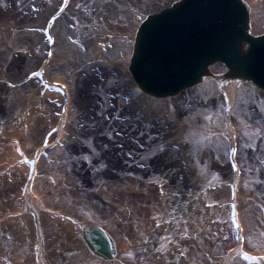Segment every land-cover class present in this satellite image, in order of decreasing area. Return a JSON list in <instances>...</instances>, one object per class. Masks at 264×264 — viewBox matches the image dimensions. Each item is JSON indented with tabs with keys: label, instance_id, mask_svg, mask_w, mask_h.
<instances>
[{
	"label": "bare ground",
	"instance_id": "bare-ground-1",
	"mask_svg": "<svg viewBox=\"0 0 264 264\" xmlns=\"http://www.w3.org/2000/svg\"><path fill=\"white\" fill-rule=\"evenodd\" d=\"M178 1L153 0L154 4L147 3L148 8L151 5L154 7L152 6L151 10L149 8L144 19L139 20L137 28L131 29L133 44L137 43L144 21L150 15L160 13L168 9L167 7L173 4L171 2ZM244 1L250 12L247 23L248 33L253 37H262L264 35V0ZM72 2L73 0H70V6ZM68 9L63 11L64 13L52 27V34L55 35L56 41L50 44L51 46L46 43L51 55L44 54L36 67L29 68L25 74L17 75V80L12 78L13 76L16 78V73L9 74L14 72L12 68H9L15 64L14 61L10 65L4 61L5 66H2L6 81L9 83L15 81L10 85L0 84V94L3 93L2 96L11 100L10 107L0 100V128L3 129L0 130V149H4L0 154V167L8 176L7 180L5 179L1 184L19 183L17 189L19 199L15 201L13 207H7L5 202L0 203V264H127L129 257L126 258L124 252L138 249H140L139 258L133 260H136V264H144L142 261L146 258L145 255L151 252V245L158 247L161 245L163 249L166 248L167 242L164 245L163 243L171 225H167L163 217L177 206L176 204H179L180 198L177 194L188 190L189 195L186 199H192L199 195L201 187V183H192V180H201L206 186L210 184V179L205 180L199 175L191 178L188 174L183 177L182 173L189 171L180 165L182 157L181 154L177 155L179 151L171 143L169 145L173 135L177 134L178 136L174 137L175 142L184 140L180 152L186 150L193 155V151L189 148L191 146L184 136L189 123L192 124L190 120L194 121V118H191L193 110L199 107L195 99L196 93L193 92L200 93L203 89L217 87L222 95L216 97V100L219 102V98L224 99L234 111L235 103H241L237 101L238 97L246 91L250 93L249 100L252 99V103H258V106L264 109V106L259 104L263 101L259 100L264 99V83L261 84L244 75L229 73L228 62L215 58L206 63V70L197 77V84L192 87L193 91L184 90L172 98L171 95L157 97L154 91L143 89L139 85L133 66L127 64L130 63L128 61L132 59V55L134 58L133 47L128 57L121 53L124 58L116 59V66L123 64L126 67L127 64L128 68H122L124 71L122 69L120 71V68L112 69V66L108 68L98 65H91L88 68L80 67L76 64H83L85 58L83 54H79L78 57L66 56L69 60L65 63L68 65L67 73L64 70L50 72L49 65L58 56L59 36L56 37L53 31L67 14ZM121 12H127L126 17L132 18L128 9ZM126 17L118 16L120 24L121 22L124 24ZM121 31L130 33L128 28H121ZM117 34H124V32L118 31ZM248 46L247 41H243L241 52L246 51ZM2 52L6 54L5 49ZM0 55L3 54L0 53ZM39 68L40 73L37 78L31 72ZM9 69L10 71L7 72ZM73 71L76 73L74 79L68 75V73L74 74ZM73 80L74 84L70 83ZM31 83L34 85L33 89L27 93L16 91L22 88L27 89ZM54 83H59L60 86L66 85L65 92L53 89ZM206 105H209L208 101ZM73 107H75L74 110ZM244 108L248 116L254 113L252 107ZM174 110L176 112H173ZM84 111L87 112L84 113ZM146 111L147 115L144 114ZM73 112L81 114L80 117L78 116L79 119L72 117ZM154 113L159 114L158 117L154 116ZM243 113L246 114L245 111ZM147 116H151L149 122L145 120ZM184 116L190 120L181 127V119H184ZM231 121V117H228L225 127L231 137H236L238 130ZM73 122L78 126L75 130L72 128ZM251 123L257 131L264 128V123L259 125L258 120H253ZM132 129L134 131L130 132ZM137 131L141 133V139L131 136ZM159 133L163 137L159 138ZM47 138L49 141L44 144ZM163 138L167 141L164 142ZM84 140L88 141L87 149L81 146ZM153 144H159L162 150L166 148L173 154L168 153V155L161 151L159 156L155 154L154 158L157 161L155 163L154 158L151 157ZM62 147L70 158L81 159L82 155H85L86 164L72 163L70 174L55 172V151ZM241 147L242 142L239 143L238 155L234 158L240 166ZM259 147L255 152L249 151L247 158L243 161L248 163V158L255 161L254 178L259 176L264 178V143L261 142ZM84 150L87 151L83 152ZM26 158H30V162H27ZM207 160L204 156L203 164H206ZM44 165L48 167L44 168ZM207 166L209 170L210 167L212 168V172L215 169L219 171H215L219 174V181H216L219 189L217 187L216 190H207L206 193L200 194L194 200V206L199 209L203 207L201 212L205 214L204 205L208 204L210 206L208 215L199 216L191 229H183V234L187 237L182 238L181 241L173 239L172 242L176 249L183 250L184 259L194 264H202L205 262L203 258L206 257L212 261V264H228L235 258L233 255L244 251V248L241 247V242L238 243L234 239L235 233L232 232L230 223L226 225L218 222L220 215L226 208L230 216V201H233L234 205L235 203L237 205L235 210L238 222L241 221L243 226L244 221L248 231L251 224L261 225L259 219L255 217V211L264 209V196L258 187L253 185L250 189L244 183L246 170L243 176L240 171L233 173L232 167L229 165L227 167L225 161L215 165L219 169L212 166L210 162ZM174 168L177 172L172 174L169 180L165 170ZM226 168H229L228 173ZM224 178L228 179V184L230 181L235 182L234 185L232 184L236 190L233 200L230 196V186L222 185ZM153 181L156 183L153 184L154 186L151 185ZM154 187H156V194ZM75 191L90 202L89 207L96 211L95 218H92L93 214H88L89 209L86 207L88 213L85 209L78 207V203H69L68 200L73 201L71 198L75 197L73 194ZM166 197L174 199L172 202L174 205L171 206L170 202L164 201ZM59 200L67 207L60 205ZM189 206L192 205L189 204ZM189 206L186 208V214L180 215L177 212L180 215L178 219H184V224L185 222L188 224V218L192 217V214L187 213ZM101 214L106 216L100 218ZM214 223L217 224L219 233L225 238L218 237L214 241L208 240L203 246L198 245L197 236L200 229L205 224L215 228ZM32 225L36 226L35 231L32 230ZM172 230L174 231L173 227ZM240 230V236H242L245 230L242 228ZM176 231L179 233L180 229ZM9 232L12 234L11 242H2V236H6ZM187 238L193 242V248H186ZM219 245L222 248L220 254V250L216 249ZM185 248L186 251H184ZM226 248L229 249L226 250ZM255 252L261 253L264 249ZM170 253L175 254L174 250ZM260 259L264 261L263 257ZM230 264L247 263L243 259L239 261L235 258Z\"/></svg>",
	"mask_w": 264,
	"mask_h": 264
},
{
	"label": "rangeland",
	"instance_id": "rangeland-1",
	"mask_svg": "<svg viewBox=\"0 0 264 264\" xmlns=\"http://www.w3.org/2000/svg\"><path fill=\"white\" fill-rule=\"evenodd\" d=\"M3 1L5 2L4 5H2V2L0 0V53L3 54L0 55V73H1L0 84L8 83L10 85L15 80L9 83L4 78L5 76L3 72L4 67H2L5 66L4 61L9 63V65L11 62L13 61L15 62L13 66L9 67L12 68V71L14 72L10 73L9 72L10 69L7 72H9V74L16 73V78H14V76L11 75L13 76L12 78L16 80L18 78L17 75L20 76L22 74H25L29 68L31 67L33 68L37 66L38 61H40L44 56L45 49L47 46L46 42L43 40V34L42 31L40 30V27L43 26V24L46 21V18L57 7L60 0H3ZM149 1L148 0H73L71 6L67 11V14L64 15V17L60 20L59 25L56 26L55 29L57 36H59L58 37L59 42L57 43L58 56L56 60L51 62V64L49 65L51 69L50 72L64 70L67 73L68 65H66L65 63H68L69 60L66 58V56L73 55L75 57L79 54H83L85 58L83 64H76L79 65L80 67L85 66L86 68H88L91 65H98L103 68H108L109 66H112V69L118 68L116 66V59L124 58L123 54L121 55V53H124L125 56H127L131 52L133 46V33L131 29H133V27L137 28L139 20L143 18L144 15H146L149 8L150 10L152 9L151 7L153 5H151V7L148 8L149 5L147 3H151V2L153 3V0H149ZM161 1L166 2L167 0H161ZM126 9H128V11L132 14V18L131 16L126 17V15L128 14L127 12H125ZM121 10H123L125 13L121 12ZM118 16L119 18L120 16H124L127 18V19L125 18L124 24H122V22L120 24V21L118 20L119 19ZM121 28L123 29L128 28L130 33L121 31ZM118 31L124 32V34L118 35L117 34ZM3 49L6 50V54L2 52ZM121 61H125V60H121ZM6 69H8V67H6ZM73 73L74 74L68 73V75L72 77V79H74L76 75L75 71H73ZM70 83L74 84V80L73 82L71 81ZM33 86H34L33 83H31L27 89L22 88L16 91L27 93L29 90L33 89ZM188 91L189 92L193 91V88H189ZM193 93H196V98L195 97L194 98L197 100V104H199V107L197 109H194L192 112L191 118L193 117L194 121H192V119L191 120L186 119L184 116V119L183 118L181 119L180 126L183 127L184 125L187 124V122H189V120L192 122V124L189 123V126L187 127V131L186 133H184V136H186V140H188L191 146L189 148L193 151L192 158L197 163L198 169L193 170V172L191 171L190 177L192 178L194 175L195 176L199 175L200 177H204L205 180L210 179V184L208 186H206L205 183L203 184V181L201 180L193 181L191 179L192 183L195 182L197 184L201 183L200 192H199L200 195L206 193L207 190H212V189L216 190L217 187H218L217 189H219L218 186L219 184L218 182H216L219 181L218 180L219 174L215 172L218 170L215 169V171L212 172L211 171L212 168L210 167L209 170L207 164L210 162L212 166H215L216 164L225 161L228 167L229 162H228L227 150H228L229 131L227 127H225L227 121V117L225 116L226 102L222 98H219V102L218 100H216V97L218 98V96L222 95L221 90L218 89L217 87L214 89L206 88L201 90L200 93L198 91H194ZM193 93L192 94L190 93V95H193ZM1 94L3 95V93ZM1 94H0V100H2L5 103V105L7 104L9 106L11 100L9 98L2 96ZM248 94L250 93H246L245 91L243 92V94H241L240 97H238L237 101H240L241 103L239 102L235 103L236 106L234 108L231 117L232 119L231 123H233L236 126L238 130L237 137L240 140V142H242L241 152L239 153V159L242 168L246 170L244 183L247 186H249L250 189L253 185L256 188L258 187V189L261 190L260 193L264 196V178H262V176H259L258 178H254L253 170H254L255 161H253L252 159L250 160L248 158V163L247 161L245 162L246 164L243 162L245 161V158H247V154L249 151L255 152V150L259 147V144L261 145V142L262 144L264 143L263 142L264 128L257 131L256 129L253 128V124L251 123L253 122V120H258L259 125H262L264 123V117H263L264 112H262V110L264 109H262L263 107H259L258 103L257 104L254 102L252 103V99L249 100ZM208 99H210L211 101H209ZM261 100L263 101L262 103L260 102L259 104L264 106V99H260L259 101ZM207 101L209 102V105H206ZM245 106L249 108L252 107L254 113L252 114L250 113V115L248 116L246 113V108H244ZM74 109L75 107H73V110ZM243 111H245L246 114H244ZM85 112L87 111H84V113ZM80 115L75 114V112L72 113V117L74 119L75 117L79 119ZM150 117L151 116H147L146 121H149ZM194 122L196 123L194 124ZM135 123H137V120H135ZM72 128L74 130L75 128H78L75 122H73ZM0 130L2 131L3 129L0 128ZM177 130H179L178 127ZM133 131L134 129L130 130V132ZM179 133L182 134L181 131ZM167 134H169V132H167ZM131 136L135 139L142 138L141 133L138 131L132 133ZM159 136H160L159 138L163 137L160 133ZM177 136H178L177 134L173 135V137L171 138V142H169V145L172 144L175 146L177 151H179L177 152V155L179 156L180 148L178 149L176 147L177 145L175 144L176 142L174 140L175 139L174 137ZM87 140H84V143L81 145L82 148L87 149V145H86L88 142ZM163 140L164 142L167 141L164 138ZM182 142H184V140H182ZM3 150H4L3 148L0 149V154L3 153ZM85 151L87 150H84L83 152ZM161 151H164L165 154L168 153L173 154L172 151H169L166 148L165 150H162L159 144H153L151 157L154 158L155 154L156 155L158 154L159 156ZM204 156L208 159L206 164H203ZM85 159H86L85 155H82L81 159H79V157L78 159L70 158V156L67 155V151H64L62 147L61 149L55 151V162L53 161L54 168L56 169L55 172H61V173L63 172L66 174L67 172H69L70 174L72 170L71 166L74 163L85 165L86 164ZM156 162L157 161H155V163ZM180 165L184 167L182 163ZM47 167H48L47 165H44V168ZM215 167L219 169L218 166ZM226 170H227L226 172L228 173L229 168H226ZM163 171L164 169L161 170V173ZM176 172L177 170L175 168L167 169L165 170L166 173L165 175H167L170 180L172 174H175ZM5 174L6 173H4V169L0 167V185H2L1 183H3L4 180L5 179L7 180L8 178V176ZM161 175L165 176L164 174ZM182 175L183 177H185L188 176V173H182ZM223 183L222 185L225 187L228 183V179L224 178ZM18 184L19 183L17 182L16 183L9 182V185H5V184L2 185V188H0V203L5 202L7 207H13L15 201L19 199L18 191H17ZM153 184L156 183L153 181L151 185ZM151 185L150 187L153 188ZM155 188L156 187H154V192L156 194ZM175 188L177 187L175 186ZM73 194L75 197L71 198L73 199V201L68 200L69 203L72 202V204H74V202H76L78 203V207L82 209H85L86 207L87 209H89V213L85 209L86 213L93 214L92 218H95L96 214L94 212L96 211L89 207L90 202L87 200V198L83 197L82 195H79L76 191L73 192ZM187 195H189L188 190L180 191L179 194H177V196L180 198V202L179 204H176L177 206L178 205L179 206L173 207V209L168 211L163 217L164 222L165 223L167 222V225H171L170 231H168V235H165L166 239H164L165 241L163 243L164 245L167 242V245L165 244L166 248L163 249L161 245H159V247L155 245L153 246L151 245L150 248L151 252L145 255L146 258H144V260L141 259L143 260L142 262L144 264H194V262L184 259L185 253H183V250H181L180 248L176 249V247L174 246L175 244L172 241L173 239L176 240L179 239L181 241L182 238L187 237L185 234H183V229L184 230L191 229L192 226L197 221V219L199 218V216L202 217L204 215L206 217L208 215L207 211L210 209V206L208 204L204 205V209L206 213L203 214V212H201V210L203 211L202 209L203 207H200L201 209H199V207L194 206L195 204L194 200L199 195L195 196L192 199L191 198L186 199ZM164 201L170 202L171 206L174 205V203H172L174 202V199H171V197H166ZM199 203L202 204V202ZM59 204L67 207L62 201H60ZM189 204H191L192 206H189ZM248 205H252V203H248ZM187 206H189L190 208L187 211V213L192 214V217L188 216L189 223L187 224L185 222L184 224L183 223L184 219L181 218L178 219V218L180 215L186 214ZM244 206H246L245 203ZM255 212H256L255 217L259 219L261 225L260 224L258 225L257 223L255 225L252 224L249 225L248 243L252 249L259 251L264 249V209ZM104 216L106 215L101 214L100 218H104ZM218 222H222L226 225L228 224L226 208L225 211H223L222 215H220V219L218 220ZM249 223L251 222L249 221ZM216 226L217 224H215V228H213L210 224L208 225L205 224L200 229L199 236H197V241H198L197 244L198 245L201 244L203 246L204 244H207L208 240L214 241L217 240L218 237L224 239L225 237L223 238V236L217 230ZM172 227L174 228V231L172 230ZM35 229L36 226L32 225V230L35 231ZM177 229H180L179 233L176 231ZM2 237H3L1 239L2 242H7V241L11 242L12 240V234L10 232L7 233L6 236L3 235ZM154 239H156V237H154ZM186 242H188V246H186L187 249L193 248L192 246L194 244L189 238H187ZM217 245L218 244H216V246ZM186 248L184 251L187 250ZM216 249L217 251L220 250L219 251L220 254L222 250L221 245H219L218 248ZM172 250H174L175 254L170 253V251ZM127 251H128L127 256L129 257V259H127L128 260L127 262L129 264H136V260L133 259L134 258L137 259V257L139 258L140 249L134 251H129V250ZM203 260H205V262H203L202 264H212L211 263L212 261L207 257L203 258Z\"/></svg>",
	"mask_w": 264,
	"mask_h": 264
},
{
	"label": "water",
	"instance_id": "water-1",
	"mask_svg": "<svg viewBox=\"0 0 264 264\" xmlns=\"http://www.w3.org/2000/svg\"><path fill=\"white\" fill-rule=\"evenodd\" d=\"M199 1L200 4L196 5V7L201 12L203 23L197 26L196 21L195 24H192V28L200 33H188L182 20H178L175 23L172 20L174 16L168 13L169 9L150 15L143 24L134 52V59L137 55H140L139 63L137 67L133 66L136 78H141V83H138L143 89L161 91L163 88H173L178 82L181 83L185 79H191L195 75L199 77L206 70V63L209 60L220 58L215 55L216 53L228 52L222 46L227 49L225 45L229 44L230 39L226 40L225 37L227 35L222 31V33L217 31L219 27L216 29V24H219V22L215 20L216 17L213 19L209 15L210 3H216L217 0H213L210 3L207 2V4L205 0ZM221 6H223L224 10L228 9L231 15L238 11L228 0L224 1ZM193 7L191 6L186 14L197 18L196 15L199 16V14L194 15ZM224 16L226 17V12ZM150 19L154 20L152 27H150L152 30H146L144 33L142 29L146 27L147 22L151 21ZM202 26L204 30H201ZM234 29L236 30V26L232 21L229 24L228 35L232 41L229 46L233 49L228 52L229 55L224 57L229 64L228 72L244 75L261 84L264 83V52L261 53L257 48L254 49L256 51L249 52L246 50L241 52L235 46L234 36L230 33ZM248 36L251 35L248 33ZM254 38L260 41L256 47H264V35ZM165 40L169 42V48L165 45ZM161 46H165V49L160 48ZM209 47L212 48L211 51L208 50ZM214 49L218 51H212ZM192 59L193 64H191ZM195 65L197 66L196 68H194Z\"/></svg>",
	"mask_w": 264,
	"mask_h": 264
},
{
	"label": "snow or ice",
	"instance_id": "snow-or-ice-1",
	"mask_svg": "<svg viewBox=\"0 0 264 264\" xmlns=\"http://www.w3.org/2000/svg\"><path fill=\"white\" fill-rule=\"evenodd\" d=\"M231 151H232L233 153H235V152L237 151V149H236L235 147H233V148H231ZM245 255H248V254L245 253Z\"/></svg>",
	"mask_w": 264,
	"mask_h": 264
}]
</instances>
